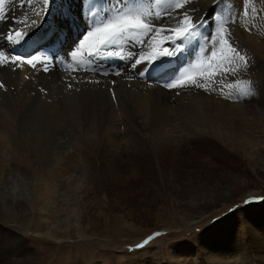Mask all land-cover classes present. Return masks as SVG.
<instances>
[{
  "label": "bare ground",
  "instance_id": "bare-ground-1",
  "mask_svg": "<svg viewBox=\"0 0 264 264\" xmlns=\"http://www.w3.org/2000/svg\"><path fill=\"white\" fill-rule=\"evenodd\" d=\"M163 3L161 13L157 14L160 9L156 8L157 0H137L134 6L126 0H48L44 14L43 0H3L5 18L0 19V84L4 85L0 88V115L3 117L0 126V159L14 158L29 162L27 160L33 155L36 161L32 165H36L37 173L34 175V183L29 184L30 187L17 186L15 181L14 183L9 181L10 186L9 183L2 184L4 190L0 192L1 221L9 223L10 217L17 228L20 227V220L24 224L25 220L20 219L23 215L14 219L16 210L23 207L19 205L23 200L32 207V214L46 213L47 208L57 213L58 218L64 216L59 218L58 223L65 225V228L73 224L75 230L80 231L84 222L88 225H99V217L105 213L103 208H110L108 207L110 197H113L111 193L114 192L113 195L117 196L116 191H119L120 198L127 191L132 192L128 190L132 188L138 191V187L142 186L144 190H154L150 185L153 177L161 179L164 190L171 184V190L176 196L183 197L184 202H191L188 207L196 211L213 209L221 200L234 199L246 190L248 183L244 175H236L235 170L222 171L211 163V159L224 160L232 166L235 163L247 165L254 155L264 157L261 155L264 154V113H260L257 108L246 111V107H251L247 104V97L245 101L240 92L229 93L225 86L218 88L219 90L205 91L206 88L203 89L201 86L203 79L200 73L205 69L211 73L207 62L208 54L212 51L210 42L217 37L223 25L233 27L240 37L256 42L264 52V0H163ZM212 3L216 4L211 7ZM107 5H114V11L109 8L113 16L109 15ZM103 7L106 8V13ZM206 9H209L205 19L209 22V27L199 32L194 45L195 41L188 36L190 34L194 38V32L199 31L196 22ZM90 14L91 18L88 16ZM213 14L218 15V22L211 21ZM189 16L191 21L186 19ZM41 17L43 18L39 23ZM32 19L39 23L37 27L31 24ZM127 19H139L147 24L148 28L125 27L116 35L93 31L90 37L95 39L101 34L105 40H115L113 47L128 58L127 66H118L114 70L108 68L100 70L89 62L81 61L84 59L83 52L87 46L80 49L77 56L70 55L89 32L85 27L88 23H93L94 28H102L109 22L122 24ZM193 23L196 24L195 27ZM69 24L74 28L72 32L70 31L71 35H74L71 40L67 38ZM150 24L158 26L153 29ZM251 24H255V32H260L259 39L253 31L248 30ZM17 31L22 34L28 32L18 43L16 41L20 37L15 35ZM155 31L158 34L152 38L151 33ZM177 32L181 33L180 37L177 36ZM38 40L41 42L38 43ZM88 43L89 40L86 45ZM184 44L189 47L187 55L183 52ZM48 45L50 52L57 53L55 55L48 53L52 56L50 62L33 65L29 62L13 61L18 54L22 55L21 59L45 56ZM164 47H168L172 53L169 57L172 56L173 60L183 58L184 63L176 71L177 74L185 78V81L188 76L192 78L196 75L194 82L185 83L173 91L163 87L166 84L164 61L168 57L161 55ZM69 59L79 60L81 65L78 67L71 65ZM137 60L140 61L139 64L136 63ZM231 88L229 87L230 91ZM251 115L252 118L249 117ZM60 117L68 118V123H75V127L80 130L85 127L92 128L85 132V136L78 135L80 137L76 139L75 147L70 152L64 149L59 137ZM39 124L49 129L51 140L47 144L48 154L42 152L46 155L43 161L39 159L40 143L36 145L34 137H31L36 129L34 125ZM63 124L65 128L68 126ZM20 127L28 144L23 147L31 155L20 145V148L17 147L21 141L18 138ZM42 133L47 136L44 130ZM88 137H93V140L90 141ZM81 141H85V144ZM236 144H242L243 148H236ZM192 148L196 150L193 151ZM69 156H72L76 163L80 162L83 168L84 163L88 164L91 161L87 169L92 172L89 175H93V178L90 179V176L89 179L92 180L93 187L87 189V192L82 189L81 183L83 184L86 179L84 175L88 172L80 170L78 166L72 167L71 170L69 162L66 161ZM130 158L134 161L130 162ZM93 159L99 161V166L94 165ZM61 165L64 169L56 171ZM103 168L108 170L114 168L119 173L106 174ZM226 175L235 179L224 178ZM65 176H69L76 184L77 187H74L78 193L77 191L74 193H77L75 197L78 201L69 196L73 192L69 180L63 182ZM82 176L83 181L80 179ZM104 176L107 177L105 180L107 184H99L104 180ZM115 176H119L120 181L114 180ZM130 177L134 179L132 182L129 180ZM196 177L199 180L198 184H204L207 180L208 184L217 185L216 190L197 198L194 191L185 189L193 185ZM7 179L10 180L9 177ZM224 179L235 183L225 184ZM114 181L124 183L122 189L109 188L110 197H100L101 193L104 194L105 188L115 186ZM182 183L187 185L184 184L183 187ZM90 194L92 197H89ZM154 199L157 198L153 197L149 202H155ZM36 200L42 201V204L37 202V206L34 202ZM74 204H79L82 211L87 210L84 219L78 215ZM70 206L73 207L72 213L75 217L73 222L68 217L67 212L70 210L67 209L65 212L60 210ZM149 207L146 215L151 216L149 212L152 206ZM251 211L253 210L249 211V218L252 219L248 220L252 242H245L240 247L237 244L233 250L230 249L233 246L232 239L230 244L229 237L222 239L219 236L231 232L233 220H222L208 230L200 240H194L193 244L198 248L197 254L203 252V255L191 256L188 259L185 255H180L183 261L178 264H191L194 257L205 258L210 264H248V258L251 259L250 264H254L253 260L264 264V238L258 233L263 228L255 223L259 214L255 210ZM155 214L154 212L153 217ZM31 217L33 216L28 217L26 222L31 223ZM253 220L254 223L251 224ZM4 230L0 226V250H7V241L10 240L26 251L22 248V237H15L11 232L10 237H4L7 229ZM28 230L27 227L22 231L27 234ZM45 236L52 237L50 234ZM230 250L232 251L229 252ZM9 253L6 257L0 254V264H12L10 258L13 255ZM26 261L25 258L23 264H28ZM151 262L148 259L140 260L141 264Z\"/></svg>",
  "mask_w": 264,
  "mask_h": 264
},
{
  "label": "rangeland",
  "instance_id": "rangeland-1",
  "mask_svg": "<svg viewBox=\"0 0 264 264\" xmlns=\"http://www.w3.org/2000/svg\"><path fill=\"white\" fill-rule=\"evenodd\" d=\"M86 12L87 10L85 11V17ZM204 26H206V24ZM222 27L223 28L219 30V35L217 34V37L211 39L210 47L212 51L210 52V54H208L207 57V62L210 66L209 68L211 73H209L207 69H205L203 73H200V77L201 79H203L201 82V86L203 89L206 88L205 91L207 92L212 91L213 89L219 90L220 88H223V86L228 88L229 93L240 92V96L242 95V99L246 101L247 97V104H249L251 107L253 106L252 108L246 107V111L248 109L253 110L254 108H257L259 109L260 113H264V52L259 48L256 42L249 41V39L237 35L233 27H228L225 25H223ZM248 30L253 31L259 39L260 32H255V24H251V28H249ZM250 31L249 35L251 34ZM199 32L200 31H198L197 35H199ZM73 37L74 35H71L70 30L67 29V38L71 40V38ZM197 40L198 38H196L194 45L196 44ZM37 42L40 43L41 40H38ZM54 43L59 44V42ZM243 43L244 45H242ZM231 46L233 47L231 48ZM239 48L242 49L240 50ZM188 53H186V55ZM241 55L244 56V60L240 59ZM224 64L227 66H225ZM206 76L209 77V82L208 77ZM195 77L196 75L192 78L188 76L187 80L183 84L194 82L196 80ZM183 84H181L180 86H182ZM212 86L214 87L212 88ZM229 87H232L231 91ZM168 90L173 91L174 89ZM256 90L259 91L257 96ZM241 102H243V100H241ZM254 116L256 117V115ZM249 117L252 118V115ZM60 118V121H58V124L60 126L59 137L62 144H64V149L66 148V150L70 152L75 147L74 144L76 139H79L80 137L78 135L83 134L82 136H85V132L92 130V128L85 127L83 128V130H80L78 129V127H75V123H68V118ZM2 123L3 117L2 115H0V126L2 125ZM63 123H65L66 125L68 124V126H66L65 128V125ZM34 128H36L34 129V135L36 136L32 135L31 137H34L35 141L37 142H35L36 145H38L39 143L42 144H39L38 148L41 153L45 152L44 154L47 155V150L49 147V145L47 144L51 142V140H49V129L47 130V127H42V124H39V126L34 125ZM43 130L47 133V136L45 133H42ZM37 132H40L39 135ZM18 138L22 142H18L17 147L20 148L21 146L22 148L23 146H28L26 140L24 139L21 127L18 130ZM61 138L64 140L62 141ZM92 138L93 137H88L90 141ZM84 142L85 141H81L82 144H85ZM25 147H23L22 149L28 152ZM235 147L238 149L243 148L242 144H236ZM192 150L195 151L196 149L192 148ZM40 152L39 155L42 159H39L40 161H43L46 159V155H44L43 153L41 154ZM29 154L31 155V153ZM3 159H0V192L4 190L3 185H7L9 183L8 186H10L11 181L13 183L15 181V184L20 187H30V185L34 183V175L35 173H37V168L35 167L36 165L33 166L36 161V159L34 160L33 155L32 158L27 160L29 162H24L23 160L21 161L14 158ZM66 161L69 162L71 170L72 167L75 168V166H78L80 170H85L86 172H88L87 175H84V177L86 178L84 181L83 176L80 178L81 181H83V184L81 183V185H83L82 189L84 188L83 190L87 192V189L93 187L91 185L92 180H90L93 178V175H89L92 172L87 169V167H90L88 166V164L91 163V161L88 164L84 163V168L83 165L80 162L78 163L77 160L76 163L73 160L72 156H69ZM133 161L134 160L130 158V162ZM251 161L249 163L247 162V165L235 163L231 166L230 164H228V162H224V160L211 159V163L215 164V166L222 171L233 172V170H235L236 175H244V178L246 179L248 185L246 190L239 196L231 200H221L215 208L208 209L206 211H196L195 209L188 207L191 202H184L185 200L183 199V197H177L174 191L171 190V184L164 190L162 181L158 177L151 178L150 185L154 190H144L141 186L138 187V192L135 188H132L128 189L132 190V192L127 191L120 198L118 195L119 191H116L117 196L113 195L114 192L111 193L113 196L112 198L108 194L109 188L114 187L116 190H121L122 186L124 185V183L121 184L120 182L114 181L116 187L108 186L104 189V194H100V197H110V206H108L107 204V206L110 208H103V212L105 213L104 216H102V214L100 215L102 217H99V225H88L84 222L81 226L80 231H76L73 224L67 227L70 230L65 228V225L63 226L58 223V221H60L59 218L62 215L60 214L61 216L58 218L57 213H54L47 208H45V210L47 211L46 213L34 212L32 214V207L21 200L22 203H19V205L23 207L22 209L16 210L17 213L14 212L16 214L14 215V219H18V217L23 215L22 218L20 217V219L25 220L24 224L20 220V227L17 228L15 223L12 221L13 218L8 217V221L10 222L7 223L6 221H1L0 219V226L3 230L7 229L6 231L4 230V237H10L11 233H13L15 237H22V248L26 249V251L19 248L13 241L9 240L7 241L8 251L6 249H2L0 250V254L6 257L7 254H10L9 252H11V254L13 255L10 258L12 264H23V261L25 263V258L28 261V264H141L140 260L147 259L152 261L151 264H178V262L183 261L180 255H185L187 259L191 258V256L193 257L195 255H203V252L197 254L198 248L193 244L194 240H200V238L204 237V234L208 230L212 229L222 220L228 219L233 220V227L231 229V232L228 235L219 237H222V239L229 237V243L232 239L233 246L230 249L233 250L235 248V245L237 244L240 247V245L245 244V242H252L250 239V237H252L249 225L250 221L248 220L252 219L249 218L250 210H255V212L259 214V217L257 218V221L255 223H258L259 227L263 228L262 230L258 231V233L264 238V199H262L264 198V157H261L260 155H254ZM93 163L94 165L99 166V161L97 162V160L93 159ZM119 166L120 165H118V167ZM60 169H64V167L61 165L60 168H56V171ZM110 169L111 170L103 168V170H105L104 173H119L118 171H115L116 169L114 168ZM112 169L114 171H112ZM42 173L43 172L41 171V176L44 175ZM198 175H200V173ZM66 176L63 177V182L69 180L68 183L71 184V190L73 192L70 193L69 196L75 199V196L78 193L77 188H75L77 186L69 176ZM8 177L10 178V180L7 179ZM115 177H113L114 180L120 181L119 176ZM232 177L233 176L229 177L228 175H226L224 178L234 180L235 178ZM106 178L107 177L104 176V180H101L99 184H107L105 182ZM129 180L130 182H132V180L134 179L130 177ZM224 180V183L228 185L235 183V181L228 180V182L226 179ZM197 181L199 180L196 177L192 183L193 185L185 188L188 191H194V196H197V198H200L203 195H208L216 190L217 185L212 186V184L207 183V180L204 184H198ZM182 184L183 187L184 184L187 185V183ZM75 191H77V193H74ZM88 191L90 192L91 190ZM221 191L224 192V190ZM249 193L252 194L249 195ZM89 197H92V194H90ZM153 197L157 198L154 199L155 202H149ZM0 198H2V195H0ZM189 199L191 200V198ZM76 201H78L77 198ZM246 201L252 202L245 203ZM23 202L26 205H24ZM34 202L37 206L38 204H42V201L40 200H36ZM37 202L39 203L37 204ZM149 206H152L149 212L151 216L146 215V212L150 209ZM73 207L76 209L81 219H84V217L86 216L85 211L87 210L82 211L79 204H74ZM73 207L70 206V208H59L60 210H64V212L67 211V209L68 211L70 210L67 213L68 217H70V221L72 222L75 218L72 213ZM154 212L156 214L153 217ZM30 216H33L31 217L32 222H26L27 218ZM23 217H26V219ZM253 223L254 220L251 221V224ZM27 227L29 228V232L25 234L22 230ZM47 234H50L52 237H46L45 235ZM145 241H147V243H145ZM18 242L20 243V241ZM232 250H230L229 252H231ZM248 260V264H250L251 259L248 258ZM253 262L254 264L255 262L256 264H260L258 263V261L253 260ZM191 264L210 263L205 261V258L194 257V260H192Z\"/></svg>",
  "mask_w": 264,
  "mask_h": 264
},
{
  "label": "snow or ice",
  "instance_id": "snow-or-ice-1",
  "mask_svg": "<svg viewBox=\"0 0 264 264\" xmlns=\"http://www.w3.org/2000/svg\"><path fill=\"white\" fill-rule=\"evenodd\" d=\"M47 4H48V0H43V5H44V8H43V11H44V14L47 10ZM4 8H3V0H0V19H4ZM37 16H39V13H37ZM43 17L40 18L39 20V23L40 21L42 20ZM187 20L191 21V17H186ZM39 23H37V20L36 19H32L31 20V24L32 25H36V27L39 25ZM193 26L195 27L196 24L193 23ZM127 27V28H148V25L141 22V20L139 19H136V20H131V19H127V20H124L122 22V24H113L112 22H109L107 24H104L103 27H95L93 28L92 30H90L83 38L82 40L78 43V45L74 48L76 50H73L70 55L72 57H75L77 56L78 54V51L80 49H83L86 45V43L88 42V40L90 39V37L93 35V31L95 32H104L106 35H116L118 31H123V29ZM185 32H187V29H185ZM28 32H25V33H21L19 31H17L15 33V35L17 37H20L19 40L16 41V43H18ZM177 36L180 37L181 36V33L180 32H177ZM101 44L104 43V41L102 40L100 42ZM235 51V50H234ZM89 55H92V53L90 52ZM161 55L162 56H169V55H172V53L169 51L168 47H164L163 48V51L161 52ZM18 59H21V57H14L13 58V61L15 62V60H18ZM25 59V58H24ZM240 59L241 60H244V56H240ZM29 63H31V60H29ZM137 64L140 63L139 60L136 61ZM118 74V73H117ZM182 83V82H181ZM180 86V83H168L166 85H163V87L165 88H168V89H176ZM4 87L3 84H0V88ZM264 199V198H262ZM252 201H246L245 203H250ZM158 235V234H157ZM145 243H147V241H145Z\"/></svg>",
  "mask_w": 264,
  "mask_h": 264
}]
</instances>
